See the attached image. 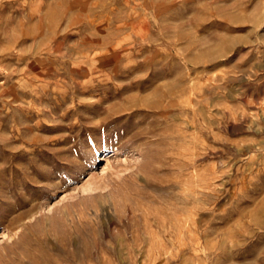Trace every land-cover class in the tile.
<instances>
[{
  "label": "rangeland",
  "instance_id": "rangeland-1",
  "mask_svg": "<svg viewBox=\"0 0 264 264\" xmlns=\"http://www.w3.org/2000/svg\"><path fill=\"white\" fill-rule=\"evenodd\" d=\"M0 264H264V0H0Z\"/></svg>",
  "mask_w": 264,
  "mask_h": 264
}]
</instances>
